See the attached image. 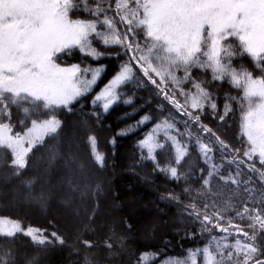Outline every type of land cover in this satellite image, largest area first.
<instances>
[{
	"label": "snow or ice",
	"instance_id": "obj_1",
	"mask_svg": "<svg viewBox=\"0 0 264 264\" xmlns=\"http://www.w3.org/2000/svg\"><path fill=\"white\" fill-rule=\"evenodd\" d=\"M102 58L115 68L95 91L107 69L88 60ZM129 85L147 94L143 104ZM81 101L96 120L120 103L133 107L125 118L141 113L117 135L143 129L138 162L185 181L184 212L199 226L185 236L210 240L189 250L190 264L200 253L203 264H264V0H0V133L11 138L13 107L46 114L42 126L55 132L57 111L72 113ZM88 139L103 167L96 137ZM8 146L23 168V143ZM190 172L201 184L195 196ZM214 185L235 186L223 207L198 199ZM168 198L180 202L175 192ZM16 234L40 246L65 243L55 230L0 217V235Z\"/></svg>",
	"mask_w": 264,
	"mask_h": 264
},
{
	"label": "trees",
	"instance_id": "obj_2",
	"mask_svg": "<svg viewBox=\"0 0 264 264\" xmlns=\"http://www.w3.org/2000/svg\"><path fill=\"white\" fill-rule=\"evenodd\" d=\"M76 59L79 55L73 62ZM88 63L107 69L95 88L99 91L115 63L103 58L89 59ZM128 88L134 104L145 102L146 93L134 85ZM23 107L11 110L12 132L17 136H24L28 127L41 125L49 118L35 111L26 114ZM132 111V106L120 103L108 114L101 109L100 119L96 120L85 101L75 105L72 113L58 110L59 127L30 143L23 168L15 163L11 148L0 146V174L8 177V183L16 186L23 197L30 194L38 198L41 206L32 202L23 205V197L14 201L11 186L4 188L0 184L5 196L0 199V217L15 218L49 232L55 230L65 240L63 246H40L20 234L0 235V264H172L176 260L190 264L189 250L202 249L210 243L206 233L197 232L195 238L185 236L186 230L195 232L199 227L184 212L183 203L191 199L183 192L185 181H171L153 171L151 162H138L136 142L143 129L117 135L139 119V112L125 118ZM237 127L234 125L228 133L229 139L237 135ZM90 135L96 137L97 151L105 157L103 167L92 155ZM113 138L115 145L111 143ZM192 159L199 164L195 152ZM195 174H199L198 170ZM189 176L187 183L195 196L201 184L191 172ZM234 188L214 185L211 193L198 199L214 200L223 207ZM172 192L180 195V202L168 198ZM81 238L91 239L94 246L84 247L78 243ZM106 239L111 240V248L105 246ZM142 256L146 259H140ZM198 264H203L202 253Z\"/></svg>",
	"mask_w": 264,
	"mask_h": 264
},
{
	"label": "rangeland",
	"instance_id": "obj_3",
	"mask_svg": "<svg viewBox=\"0 0 264 264\" xmlns=\"http://www.w3.org/2000/svg\"><path fill=\"white\" fill-rule=\"evenodd\" d=\"M12 110H13V108H12ZM11 116L12 117L14 116L13 113H11ZM17 130H19L18 126H17ZM49 130L50 129H48L47 126H42V124H41V125H36V126L31 125L30 127H28V130L26 131L24 136H17L15 133L12 132L11 138H9L4 133H0V140H3V143H0V146H4V145L8 146L9 144H12V145H14L15 148L18 149L20 144L23 143V150H24V153L26 154V152H28V146L30 145V143L33 140L40 138L42 135L44 136L47 132H49ZM20 134H22V132ZM26 141H30V142H26ZM11 149L13 150V148H11ZM7 178L8 177L0 174V184H1V186H4V188L7 186H11L12 188L10 187V189H11L10 194H12L15 197L14 201H17V198H22L23 196H22L20 190L17 189L16 186H12L11 184L8 183ZM18 188H21V186H19ZM24 195L25 196L21 200L23 205H26L27 202H32V204L34 206H36L38 208L41 207V206H39L38 198L32 197L30 194H24ZM3 198H5L4 193L0 192V199H3ZM61 204L64 207L67 206L63 203H61ZM71 217L75 218V214H73Z\"/></svg>",
	"mask_w": 264,
	"mask_h": 264
}]
</instances>
